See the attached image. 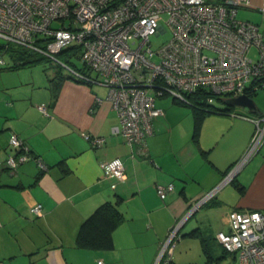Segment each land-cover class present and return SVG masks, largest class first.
Returning a JSON list of instances; mask_svg holds the SVG:
<instances>
[{
  "label": "crops",
  "instance_id": "obj_1",
  "mask_svg": "<svg viewBox=\"0 0 264 264\" xmlns=\"http://www.w3.org/2000/svg\"><path fill=\"white\" fill-rule=\"evenodd\" d=\"M249 2L237 8V18L264 31V0ZM37 63L0 67V160L13 152L11 133L30 153L12 172L0 164L4 264H156L172 226L217 188L182 224L171 260L207 264L208 247L223 251L215 234L228 229L231 209L264 210V142L220 186L250 142L251 120L229 112L205 113L164 94L155 99L163 114L153 118L142 150L113 131L119 119L106 86L86 84L62 70L39 72ZM252 97L254 111L238 110L249 116L264 113V89ZM42 103L49 116L39 110ZM98 136L104 138L102 145L92 143ZM113 158L124 165L123 180L104 174L101 164ZM159 183H172L174 191L161 199L155 188ZM115 200L122 219L112 233L113 248L77 247L81 222L101 203ZM37 203L42 212L33 215L30 208Z\"/></svg>",
  "mask_w": 264,
  "mask_h": 264
},
{
  "label": "built area",
  "instance_id": "obj_2",
  "mask_svg": "<svg viewBox=\"0 0 264 264\" xmlns=\"http://www.w3.org/2000/svg\"><path fill=\"white\" fill-rule=\"evenodd\" d=\"M249 4V0H0V40L55 61L70 78L106 86L119 119L113 131L145 150L152 120L163 114L155 106L157 97L169 94L191 105L189 97L205 89L209 95L201 100L209 106L218 96L249 95L264 89V31L236 16L239 6ZM166 31L168 38L153 50L151 36ZM133 40H137L134 47L130 45ZM68 47L77 49V60L58 57ZM4 53L0 51V67L6 62ZM75 60L78 65L70 63ZM38 108L49 116L44 103ZM237 108L229 113L251 120L255 129L220 186L264 142V113L249 116ZM92 143L102 145L104 138L94 137ZM8 145L13 152L0 164L12 172L30 153L16 133L9 135ZM101 167L108 177L125 178L119 158ZM155 188L161 199L174 191L172 183H159ZM216 190L192 204L172 226L159 246L156 264H171L182 224ZM30 212L40 215L42 205H33ZM227 218L228 229L215 234L223 249L235 253L238 264H264V210L231 209ZM97 263L104 264L102 260Z\"/></svg>",
  "mask_w": 264,
  "mask_h": 264
},
{
  "label": "trees",
  "instance_id": "obj_3",
  "mask_svg": "<svg viewBox=\"0 0 264 264\" xmlns=\"http://www.w3.org/2000/svg\"><path fill=\"white\" fill-rule=\"evenodd\" d=\"M0 51H5L9 54L13 60H18L23 57H26L30 53H35L32 50L16 46L14 44H5L0 42ZM61 59L69 60V58L74 57L77 60L78 53L77 49L71 47L61 50L58 54ZM70 62L74 65L78 64L77 61ZM30 61L26 62H13L14 65L17 64H30L33 63ZM82 68V67H81ZM60 70V68H59ZM255 92L249 93L250 96H253ZM209 95L207 90L199 89L195 94H192L190 98V103L193 107L201 110L202 112H229L234 109L233 106H228L226 104H209V106L204 104L202 98H206ZM222 97H216V101H221L224 103ZM117 201H105L97 206L79 225V228L76 233L75 244L79 248L90 249V250H110L113 248V239L112 233L117 227L119 222L122 219V214L117 207ZM223 248V247H222ZM224 252L225 249H223Z\"/></svg>",
  "mask_w": 264,
  "mask_h": 264
},
{
  "label": "rangeland",
  "instance_id": "obj_4",
  "mask_svg": "<svg viewBox=\"0 0 264 264\" xmlns=\"http://www.w3.org/2000/svg\"><path fill=\"white\" fill-rule=\"evenodd\" d=\"M240 15V14H239ZM52 26L56 25V22H52L51 23ZM169 36L168 31H166L163 34H160L158 36H151L150 38V43H151V48L153 50H156ZM1 42V40H0ZM137 44V40H133L130 41V45L132 47L136 46ZM35 52V51H33ZM4 59L6 62H26V61H30L31 62H38L37 65L35 66V70L39 71V72H43V70H48V72H52V71H57L59 70L58 68H60L58 65H56L51 59L46 58L45 56L35 52V53H30L29 55H27L26 57H23L21 59L18 60H13L12 57L9 56V54L4 53L3 55ZM59 57V56H58ZM60 58V57H59ZM40 62V64H39ZM76 65H78L77 63H75ZM44 70V71H45ZM62 72L64 71V73H66L65 69H61ZM260 95H262V91H259L255 96L254 99L256 98V100H258L260 98ZM218 103L221 101H217ZM237 109H241L242 111H246V109L244 108H237ZM233 183V182H232ZM217 246V245H216ZM204 260L206 261L207 264H238L237 258H236V254L235 253H230V252H224L222 251V249L220 247H214L213 244L211 245V247L208 249H206L204 251Z\"/></svg>",
  "mask_w": 264,
  "mask_h": 264
},
{
  "label": "water",
  "instance_id": "obj_5",
  "mask_svg": "<svg viewBox=\"0 0 264 264\" xmlns=\"http://www.w3.org/2000/svg\"><path fill=\"white\" fill-rule=\"evenodd\" d=\"M224 103L228 106L241 107L249 111H254L256 109V103L253 97L245 93L227 97L224 99Z\"/></svg>",
  "mask_w": 264,
  "mask_h": 264
}]
</instances>
